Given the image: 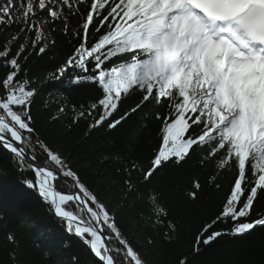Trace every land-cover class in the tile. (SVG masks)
<instances>
[{"label": "snow or ice", "instance_id": "1", "mask_svg": "<svg viewBox=\"0 0 264 264\" xmlns=\"http://www.w3.org/2000/svg\"><path fill=\"white\" fill-rule=\"evenodd\" d=\"M56 32L77 43L54 79L69 75V83L101 92L74 121L99 109L90 130H113L150 106L166 110L152 113L160 141L139 193L155 224L176 227L148 187L152 178L199 152L202 167L214 166L210 185L224 196L201 226L194 250L225 235H264V0H0V151L18 170L33 173L25 185L81 241L93 264H147L71 158L39 137L32 114L39 91L26 61L54 47L49 37ZM133 97L135 105L121 114ZM225 174L226 190L220 183ZM125 185L129 196L141 186ZM202 190L194 178L185 194L198 200ZM221 224L228 230L217 231ZM176 264L190 261L178 257Z\"/></svg>", "mask_w": 264, "mask_h": 264}, {"label": "trees", "instance_id": "2", "mask_svg": "<svg viewBox=\"0 0 264 264\" xmlns=\"http://www.w3.org/2000/svg\"><path fill=\"white\" fill-rule=\"evenodd\" d=\"M49 39L56 41L54 47L44 55L31 53L26 61L32 86L39 91L32 107L39 137L71 158L74 170L109 204L121 231L147 264H176L178 257H187L190 264H264V235L259 232L242 238L225 235L211 246H202L199 252L194 250L201 226L224 196L210 185L209 173L214 166L202 167L199 152L182 166L168 165L152 178L148 187L156 189L176 227L168 231L154 223L152 208L139 193L144 188L143 170L160 141L161 125L152 113L166 110L150 106L113 130L106 126L90 130L99 109L86 119L74 121L76 112L87 110L101 92L91 84L69 83V75L54 79L77 41L60 32ZM135 103V97L126 100L121 114ZM133 164L140 168L129 174ZM194 178L203 185L198 200H190L185 194ZM26 179H33V173L18 170L8 154L0 151V264H74V258L80 264H93L85 246L65 231L36 191L25 185ZM228 179L229 174L220 177L225 190ZM126 180L141 185L130 196ZM216 230L227 231L228 227L221 224Z\"/></svg>", "mask_w": 264, "mask_h": 264}]
</instances>
